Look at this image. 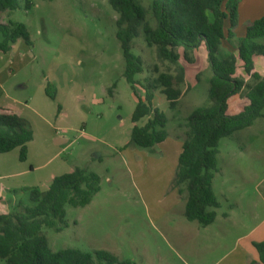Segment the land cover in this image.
I'll return each mask as SVG.
<instances>
[{
  "label": "rangeland",
  "instance_id": "obj_1",
  "mask_svg": "<svg viewBox=\"0 0 264 264\" xmlns=\"http://www.w3.org/2000/svg\"><path fill=\"white\" fill-rule=\"evenodd\" d=\"M236 2L229 0L226 5L229 8ZM32 3L30 10L0 12L1 23H24L32 41L28 45L19 39L9 51L12 55L0 53V81L13 74L9 65L13 56L23 66H14L8 88H17L22 81L28 85L9 89V97L0 91V106L10 103L22 108L17 101L32 98L37 108L42 97L39 109L52 130L38 115L32 113L28 119L10 108L29 123L34 138L24 161L19 149L0 154V197L30 206L27 192L14 196L12 191L27 187L46 190L50 172L59 176L76 167L87 168L100 177L101 189L88 205H67L68 227L63 231L43 228L52 251L105 250L133 264H261L254 244L264 241V116L219 141L213 188L220 206L212 224L203 227L185 217L188 193L185 185L179 187L181 191L174 185L181 154V145L174 138L183 141L186 118L198 107L212 104L213 72L207 50L194 51L192 64L181 59L187 79L181 85L185 93L176 109L169 108L160 91L154 97V104L169 120V147L142 148L129 143L137 96L124 76V55L115 24L119 15L109 0ZM147 21L155 26L151 14ZM244 22L238 36L246 31ZM145 39L140 27V36L131 46L142 57L145 70L136 78L142 81L173 72L172 66L157 60L156 48ZM239 39L223 41L224 51H234ZM43 83L46 87L39 92ZM48 84L59 90L65 84L68 92L61 93L62 100H53L46 93ZM188 84L193 87L187 93ZM137 90L145 96L140 86ZM66 124L71 130L64 129ZM58 130L69 141L57 146L51 136ZM8 209L0 203V212Z\"/></svg>",
  "mask_w": 264,
  "mask_h": 264
},
{
  "label": "trees",
  "instance_id": "obj_2",
  "mask_svg": "<svg viewBox=\"0 0 264 264\" xmlns=\"http://www.w3.org/2000/svg\"><path fill=\"white\" fill-rule=\"evenodd\" d=\"M147 2V5L145 4ZM229 0H109L118 13L115 24L117 39L124 55V76L135 95L137 104L131 116L133 124L130 144L153 148L168 136L167 114L154 104L157 91L166 96L170 109H176L185 91L186 68L184 59L193 63L190 56L204 47L208 52L213 72L210 79V106L195 109L185 120L186 137L174 177V185H185L188 193L185 217L203 227L212 224L220 203L213 188V178L218 172L217 157L220 139L253 125L264 116V16L246 23V31L234 51H224L223 41H232L238 26L237 4L227 7ZM32 0H0V12L30 10ZM151 14L155 26L147 21ZM228 24V26H227ZM156 48L157 60L168 63L173 72H161L142 81L136 77L145 70L141 56L132 52V41L140 36ZM0 53H8L19 39L32 45L30 32L24 23L0 22ZM159 72V67L154 66ZM140 86L145 91L141 96ZM113 88L109 91L113 94ZM192 85L188 84V93ZM47 96L55 99L57 88H46ZM148 116L144 125L139 121ZM34 131L29 123L8 107L0 106V153L19 148V158H27L29 142ZM100 177L87 168L76 167L71 172L53 177L46 190L37 187L12 191L15 196L28 193L30 206L17 199L0 197L9 209L0 212V264H133L119 260L105 250L86 252L79 249L52 251L45 227L63 231L67 205H88L100 191ZM179 191L181 189L179 188ZM258 259L264 264V241L255 243Z\"/></svg>",
  "mask_w": 264,
  "mask_h": 264
},
{
  "label": "crops",
  "instance_id": "obj_3",
  "mask_svg": "<svg viewBox=\"0 0 264 264\" xmlns=\"http://www.w3.org/2000/svg\"><path fill=\"white\" fill-rule=\"evenodd\" d=\"M242 10H243V12H241ZM237 11H238V20H239V22H238V26H237V28L235 30V33H236V36L235 37L241 38V37L244 36L245 33H242L240 36H238V31H239L238 28L240 26V23L245 20L244 24H246L248 22H253V21H255V20L263 17L264 16V0H240V2H238V4H237ZM240 13H244L246 19H244L243 18V15H241ZM227 26H228V24H227ZM245 27H246V25H245ZM202 48H204V47H202ZM9 53H11V55H12V51L9 52ZM4 54H7V53H4ZM11 57L12 58L10 59L9 65L10 66H13L12 69H11V71L13 72V74H15L16 70L14 69V66H16V64L17 65L18 64L21 65V63H19L18 60H17L18 61V63H17L15 61L14 57L13 56H11ZM21 66H23V62H22V65ZM13 74L6 76L3 81H0V91H2V94L4 96H8V97L10 96L9 94H11V93H10L9 89H12V91H14L15 89L21 90V89H26L27 86H28L26 81H22L19 85H17V88H15V86H13V85L11 86V88H8V86L10 85L11 76ZM45 87L46 86L44 85V83L41 84L40 85V88H39V92L40 91H43V89H45ZM62 92H64L65 94H66V92H68L67 89H66L65 84H64V87H63L62 90H59L58 87H57V95L55 96V99L57 101L62 100V99H60L61 98L60 95H61ZM111 96H114V92H113V94ZM43 101L44 100H43L42 97H39L38 98V102H40V103H39V105H37V108L33 107V104H34L35 100L32 99V98H30V102H28V100H24L23 103L21 101H17V103H19L21 105L22 104L24 105L22 108H20L19 106L18 107H15V106L9 105L10 103H6L7 104L6 106H8V108H12L13 107L12 108L13 110L19 111L20 112L19 114L21 116H24V117H26L28 119H31L29 117H31V114L32 113H33V115L34 114L35 115H38L41 120H43L45 123L49 124L48 121L46 120L47 117L44 115L45 114L44 111L42 112L41 109H39V108H41L39 106H41L44 103ZM62 110H63V108H62ZM48 114H50V113H48ZM148 119H149L148 116L143 117L139 121L138 124L139 125H144L147 122ZM49 127H50V124H49ZM70 127H71L70 124H66L64 129H70L71 130ZM132 128H133V124H132ZM50 129H51V127H50ZM52 133H51V135H52ZM169 136H170V134H169ZM169 136L162 143L156 145L155 147H162V148H164V145L166 146V148L169 147V143H167L168 140H171V139H169ZM51 137H53L55 139V144L57 146L58 145H61V144H64V143H66V142L69 141L68 140V137L65 135V132L64 133H60V130H58ZM174 139H176L177 142H178V144L181 145V150H182L183 141L180 138H174ZM28 146H29V144H28ZM17 149H19V148H17ZM59 153L60 152L55 153V156H58ZM0 154H2V153H0ZM56 175H58L57 172H50L49 173V177H48L49 178L48 187L50 186L53 177H55Z\"/></svg>",
  "mask_w": 264,
  "mask_h": 264
}]
</instances>
